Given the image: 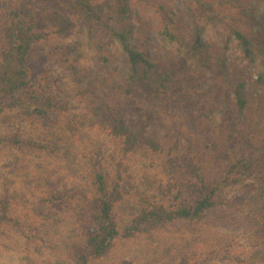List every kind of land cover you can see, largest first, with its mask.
I'll return each mask as SVG.
<instances>
[{
	"label": "rangeland",
	"instance_id": "1",
	"mask_svg": "<svg viewBox=\"0 0 264 264\" xmlns=\"http://www.w3.org/2000/svg\"><path fill=\"white\" fill-rule=\"evenodd\" d=\"M133 1L134 40L175 74L174 97L164 102L128 98L125 58L100 28L90 31L83 25L39 44L31 56L35 80H59L69 110L41 120L24 119L10 109L0 116V207L9 201L13 220L0 229V264H76L75 252L93 228L94 165L111 185H121L124 199L116 213L125 229L143 208L172 203L176 191H170L171 184L192 180V156L203 161L210 177L223 176L235 159L254 160L255 168L221 194L228 206L207 221L179 222L137 239H119L95 264H264V99L254 87L255 70L248 71V64L230 49L223 78L206 74L185 79L173 67V51L160 38L155 14V8L181 11L182 6L177 0ZM20 2L30 4L0 0V49L7 13ZM218 8L222 14L231 12ZM213 35L209 27L203 40L211 42ZM234 81H245L250 97L248 121L243 126L238 121L239 133L234 130ZM212 103L226 108L219 128L203 116ZM118 118L159 145L158 150L142 145L130 155L121 180L123 146L112 136ZM16 139L22 140V149L11 143ZM215 142L220 148L211 147ZM60 195L66 200L47 205Z\"/></svg>",
	"mask_w": 264,
	"mask_h": 264
},
{
	"label": "trees",
	"instance_id": "2",
	"mask_svg": "<svg viewBox=\"0 0 264 264\" xmlns=\"http://www.w3.org/2000/svg\"><path fill=\"white\" fill-rule=\"evenodd\" d=\"M182 12L165 7L155 8L159 18V34L165 48L173 51L174 65L186 79L189 75L203 78L206 74L225 75V55L232 49L236 59L255 70L254 87L264 99V0H177ZM30 4H15L7 13V23L2 30L3 47L0 49V116L7 110L18 111L28 120H41L69 110L59 80H35L31 56L39 44L48 43L55 36H66L86 26L103 30L109 44L125 58L127 75L124 92L128 98L138 97L149 102H164L174 97L176 76L159 66L144 49L145 44L135 42L137 33L133 22V0H29ZM218 6L231 10L222 14ZM213 30L211 42L203 40L207 28ZM47 28V29H45ZM65 49V48H64ZM68 51L70 49L66 47ZM220 55H217L215 50ZM74 69H76L73 66ZM177 71V70H175ZM248 84L234 81L231 89L237 120L248 121ZM226 108L212 103L203 116L211 125L221 127ZM112 136L122 142L123 158L118 164V179H122L127 158L140 146L156 150L159 145L146 139L142 131H135L133 123L116 119ZM22 149V140L11 142ZM212 148H220L217 142ZM225 158V157H224ZM228 159V158H226ZM95 166L93 186L95 210L92 214V231L84 247L75 252L76 264H95L106 256L119 239H137L151 231L179 222L201 224L228 203L221 194L231 186L242 183L254 170V160H233L221 177H210L203 161L195 156L189 160V176L184 183L171 184L176 191L169 206L143 208L129 226L121 229L116 213L124 194L119 183L111 185L107 174ZM60 195L47 202L50 206L66 200ZM10 203L5 200L0 207L2 224L12 222Z\"/></svg>",
	"mask_w": 264,
	"mask_h": 264
}]
</instances>
